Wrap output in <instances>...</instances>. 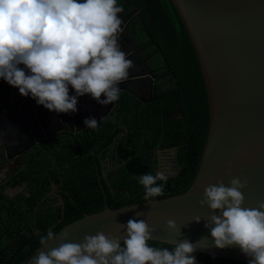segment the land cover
Here are the masks:
<instances>
[{"label": "clouds", "instance_id": "1", "mask_svg": "<svg viewBox=\"0 0 264 264\" xmlns=\"http://www.w3.org/2000/svg\"><path fill=\"white\" fill-rule=\"evenodd\" d=\"M122 11L117 0H0V78L57 113L76 112L77 96L85 94L103 105L114 103L119 83L133 66L118 43ZM70 88L75 96L69 95ZM84 123L87 128L98 125L94 118ZM168 178L164 171L138 177L144 200L157 203ZM229 184L221 181L204 189L199 203L211 213L205 227L216 248L236 246L250 257L249 264H264V202L244 207L247 180L234 177ZM167 226L177 228L174 220ZM154 231L143 219L128 220L122 243L103 231L86 234L80 243L64 242L69 240L65 231L61 243L41 251L34 264H196L197 245L203 248L207 242L185 239L171 250L155 248L148 244ZM56 237L48 230L39 243L46 247Z\"/></svg>", "mask_w": 264, "mask_h": 264}, {"label": "water", "instance_id": "2", "mask_svg": "<svg viewBox=\"0 0 264 264\" xmlns=\"http://www.w3.org/2000/svg\"><path fill=\"white\" fill-rule=\"evenodd\" d=\"M170 1L196 50L210 109L208 138L192 186L183 194L156 200L155 204L146 201L117 209L106 206L100 212L84 214L62 227L53 242L36 249L24 264H34L41 251L57 247L65 231L69 240L64 242L80 243L86 234L103 231L122 243L129 219L146 220L155 229L149 241L174 246L185 239L197 244L207 238L203 248L197 245L196 253L249 263L250 257L239 247H215L210 229L205 227L210 209L201 207L199 201L208 185L223 181L230 186L229 181L239 177L248 182L242 189L244 207L255 208L264 202V0ZM0 83L4 95L10 98L2 104L8 107L2 115L8 114L11 127L27 138L51 117L60 118L59 113L37 104L31 95L22 96L18 88L2 78ZM69 95L75 96V89L70 88ZM77 100L81 112L84 105L79 103V96ZM69 113L77 117V111ZM86 128L78 127V132ZM197 216L203 218L199 223L194 220ZM169 220L176 222V229L168 228Z\"/></svg>", "mask_w": 264, "mask_h": 264}, {"label": "flooded vegetation", "instance_id": "3", "mask_svg": "<svg viewBox=\"0 0 264 264\" xmlns=\"http://www.w3.org/2000/svg\"><path fill=\"white\" fill-rule=\"evenodd\" d=\"M161 1L169 9L168 0ZM117 5L123 8L118 14L122 21L118 43L126 58L133 61L127 79L119 83L117 101L103 105L90 94L79 96L84 106L81 112L77 109L76 118L59 113V119L51 117L29 139L11 127L8 114L2 115L8 108L2 104L10 98L4 95L0 83V264H19L43 233L63 221L68 205L80 214L86 213L79 204L82 200L87 199L93 208L99 205L100 197L94 195L96 186L104 192L103 186L112 184V176L127 165L120 152L140 151L143 147L137 139L131 140L126 124L136 119V113L148 116L154 110L157 115L162 110L172 125L183 121L180 98L169 97L179 91L177 78L168 45L154 29L151 1L117 0ZM91 118L97 121L98 128L78 132V127L84 128V121ZM175 131L178 134L180 130ZM135 135L142 136V140L151 137L147 128ZM49 138L57 141L45 144ZM144 151H148L145 145ZM180 151L181 145L157 150L153 159L155 173L164 171L168 177L177 176ZM78 169L86 176L76 179L73 186L71 178L77 177ZM26 175L30 177L19 185ZM104 197L106 202L105 194ZM55 214L62 218L54 222ZM48 217L52 218L50 222ZM215 261L209 263L196 257L200 264H216Z\"/></svg>", "mask_w": 264, "mask_h": 264}, {"label": "trees", "instance_id": "4", "mask_svg": "<svg viewBox=\"0 0 264 264\" xmlns=\"http://www.w3.org/2000/svg\"><path fill=\"white\" fill-rule=\"evenodd\" d=\"M150 1L151 12L155 16L154 29L159 33L163 42L168 45L169 58L173 63L174 74L177 78L179 91L170 94L169 97L180 98L183 121L180 125H172L162 110L157 115L154 110L148 116H145L144 113L140 115L136 113V119L126 124L127 128L130 129L131 140L137 139V143L143 145L142 149L135 152L128 150V153L120 152L123 161L127 162L126 167H120L118 172L112 176V184L103 186L104 192L96 186L98 190L94 192V195L97 194L100 197L97 201V204H99L97 207H90L87 199L79 202L81 207L84 208L85 214L100 212L104 210L106 205L111 209H117L126 205L146 202L144 200L145 189L138 182V177L144 174L155 175L157 168L153 159L157 150L181 145L178 161L180 171L177 176L168 178L164 184L163 195L155 197V200L187 192L192 186L199 169L210 126L208 93L200 61L188 30L172 2L168 0L167 6L169 9H166L161 0ZM163 42L159 41V44L163 46ZM97 128L98 126L95 127V129ZM144 128H147L151 133L148 140H142V136L135 135V132ZM177 129L180 130L178 134L175 131ZM53 141H57V139L49 138L44 143L50 144ZM144 145L149 152L144 151ZM76 176L71 178L73 186L77 184L76 179L83 178L86 174L83 175L78 169ZM29 177V175H26L19 182V185ZM104 194L106 195V202ZM84 203H86L85 206ZM83 215L76 208L74 209L73 206L68 205L65 218L52 231L58 233L62 227L81 218ZM60 218H62L60 214H55L53 221L55 222ZM51 219V217H48L49 222ZM47 231L42 236L46 235ZM40 238L33 243L30 249H27V253L20 258L19 264H24L34 254L35 250L41 246L39 243ZM148 244L155 248L166 247L169 250L174 248L173 245L154 241H148ZM195 256L209 263H211L210 260L216 259V264H249L213 258L204 254H195Z\"/></svg>", "mask_w": 264, "mask_h": 264}]
</instances>
